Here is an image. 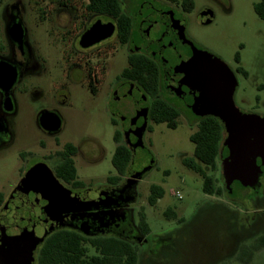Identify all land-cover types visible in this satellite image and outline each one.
Here are the masks:
<instances>
[{"label": "flooded vegetation", "instance_id": "1", "mask_svg": "<svg viewBox=\"0 0 264 264\" xmlns=\"http://www.w3.org/2000/svg\"><path fill=\"white\" fill-rule=\"evenodd\" d=\"M135 1L123 0L120 12L113 15L93 11L90 0H0V155L16 143L18 132L22 128L20 115L24 107H32L30 117L37 133L36 149L24 143L17 152L18 159L23 163L19 166L20 181L8 194L0 192V221L7 218L15 207L22 206L29 200L33 189L39 184H46L43 181H47L48 176L70 193L93 190L92 185L80 179L77 174L81 164H92V137L77 140L62 138L67 122L62 108L70 104L69 91L59 86L52 92L49 100H45V92L37 83L32 82V78L40 75L44 69L49 46L56 49L58 61L67 62L65 67H60L62 75L74 74L82 79L95 81L108 71L115 70L112 59L118 55L121 57L120 68L109 83L112 89L108 103L110 121L120 126V130L113 134L115 146L122 143L133 151L127 144L126 135L135 131L142 123H145V130L149 128L148 123L152 121L149 112L159 102L167 103L178 110L183 106L194 114L176 94V74L168 68V61L190 48L208 53L187 33V10L183 1L150 0L147 4V0H139L138 5L134 6ZM203 13V17L212 14L209 10ZM203 17L202 23L211 21L203 22ZM97 20L113 24L111 35L96 43L82 46L80 40L83 33ZM145 61L153 64L151 74L157 77L156 82L150 85H144L138 79L143 75L140 63ZM130 65L138 66V70L133 73L137 79L124 74ZM195 116L197 119L201 117ZM116 136L118 141L115 140ZM96 145L103 155L101 145ZM186 157L190 156L183 155L181 163L192 171L183 164ZM155 164L156 161L152 157L148 158L147 167L151 168ZM208 168L203 166L206 175H209ZM69 170H73V177H66ZM132 172L134 171L127 175L126 171L116 184L105 181V189L124 186ZM218 179L230 200L236 199L232 195L234 183L239 186L237 194L240 196L246 195L251 199V196L264 195V166L261 167L255 190L237 180L228 186L224 177L219 175ZM247 187L252 190L251 194H246ZM210 196L219 198L214 194ZM133 203L128 205L132 209V217ZM10 205L15 207L10 209ZM255 205L258 207L256 210L264 211L263 200L255 202ZM175 217L172 219H175L177 224L184 225L186 222L183 217ZM135 225L138 228L137 223ZM253 227L256 231L252 227L249 228L251 230H248L246 238L251 237L252 240L246 243L247 245L264 236V221ZM60 228L84 234L70 226ZM140 234L143 236L140 242L114 233L102 235H117L142 246L147 242V239H144L149 233L143 234L140 231ZM84 235L92 237L91 234ZM170 237L168 235V238ZM160 241L161 238L158 243ZM38 247L39 245L34 252L33 264H36ZM237 253L236 260L241 262Z\"/></svg>", "mask_w": 264, "mask_h": 264}, {"label": "rangeland", "instance_id": "2", "mask_svg": "<svg viewBox=\"0 0 264 264\" xmlns=\"http://www.w3.org/2000/svg\"><path fill=\"white\" fill-rule=\"evenodd\" d=\"M257 1L193 0L191 10L185 13V24L190 38L232 71L237 81L233 94L235 106L244 113L264 116V88H259L264 83V22L254 11ZM138 3L136 0L134 6ZM206 10L212 12V19L202 23ZM56 54V49L49 46L44 69L32 78V82L45 92V100H49L59 86L69 91L70 104L62 108L67 119L62 138L92 137V164H81L77 174L90 183L93 190L105 189L106 178L116 174L111 157L115 148L113 134L120 126L111 123L108 103L112 93L109 83L120 68L121 57L112 59L115 70L95 81L74 74L62 75L60 67H65L67 62L58 61ZM30 109L32 107H24L21 111L22 128L16 143L0 155V192L4 194L11 192L21 178L19 166L23 163L17 157L19 148L24 143L30 144L32 149L37 148ZM179 111L175 128L151 121L143 134L144 147L131 150L127 175L130 171L144 170L150 157L156 161L141 175L135 188L134 222L138 220L137 211L143 209L149 227L144 239L147 242L137 246V264H242L236 260V253L241 244L252 240L246 238L249 228L256 231L253 226L264 221V211L256 210L255 205V202L264 201V195L251 196L253 201L246 195L240 196L236 183L232 185V195L236 199H228L224 191L219 198L205 194L201 177L181 163L183 155L193 154L189 135L195 130L198 119L183 106ZM97 143L103 148V155ZM207 172L222 186L218 179L219 175L224 177L220 159L216 169L208 168ZM152 184L160 185L164 194L154 205H149L147 197ZM172 190L179 191L180 198L172 195ZM245 192L251 194L252 190L247 187ZM168 208L175 211V218L186 220L184 225L165 217ZM89 250L92 253V249ZM245 264H264V248L256 251Z\"/></svg>", "mask_w": 264, "mask_h": 264}, {"label": "water", "instance_id": "3", "mask_svg": "<svg viewBox=\"0 0 264 264\" xmlns=\"http://www.w3.org/2000/svg\"><path fill=\"white\" fill-rule=\"evenodd\" d=\"M211 19L212 14H206L203 22ZM112 31V23L97 20L83 33L80 43L88 46ZM188 51L168 61V68L176 74V94L195 115H214L222 122L225 135L219 158L226 184L237 180L255 190L264 166V116L244 113L235 106L237 81L228 67L211 54ZM144 130L142 123L126 135L131 149L144 147ZM147 169L132 172L120 188L78 194L66 191L48 176L49 181L36 186L29 200L0 221V264H33L36 247L65 225L92 236L114 233L140 242L143 236L128 205L136 200V182Z\"/></svg>", "mask_w": 264, "mask_h": 264}, {"label": "trees", "instance_id": "4", "mask_svg": "<svg viewBox=\"0 0 264 264\" xmlns=\"http://www.w3.org/2000/svg\"><path fill=\"white\" fill-rule=\"evenodd\" d=\"M92 10L96 12H108L116 15L120 12L123 0H90ZM187 11L193 6V0H182ZM254 11L264 22V0H258L253 5ZM138 64V63H137ZM143 75L138 77L144 85L155 83L157 77L151 74L153 64L151 62L140 63ZM138 66L126 68L124 74L129 78L137 79L133 73ZM264 88V83L259 85ZM153 123H165L169 128H175L178 123L179 110L171 105L159 102L149 112ZM150 127V126H149ZM224 127L220 119L214 115H203L198 119L196 128L189 135L193 143V154L183 159V164L198 174L202 179V191L208 195L220 196L223 194V187L217 184L212 175H206L203 166L211 170L216 169L219 162V150L224 138ZM117 140V136L115 137ZM118 141V140H117ZM131 150L124 144L118 143L115 146L111 157V163L116 174L106 178V182L116 184L126 174L131 161ZM66 174V177H73V170ZM164 194L160 185L152 184L149 189L147 202L154 205ZM137 226L143 234L149 233L143 209L137 212ZM165 217L174 218L176 213L168 208L164 212ZM138 244L117 235L86 236L75 230L57 228L49 233L39 244L37 249L36 264H137ZM264 246V236L252 242L250 245L242 244L238 253V259L248 263L254 253ZM92 248V253H90ZM225 264V263H222Z\"/></svg>", "mask_w": 264, "mask_h": 264}, {"label": "built area", "instance_id": "5", "mask_svg": "<svg viewBox=\"0 0 264 264\" xmlns=\"http://www.w3.org/2000/svg\"><path fill=\"white\" fill-rule=\"evenodd\" d=\"M171 194L174 195V196H176V197H178V198H180V196H181L180 193H179V191H177V190L176 191H173L172 190L171 191Z\"/></svg>", "mask_w": 264, "mask_h": 264}]
</instances>
